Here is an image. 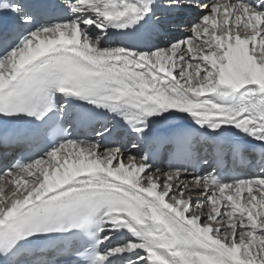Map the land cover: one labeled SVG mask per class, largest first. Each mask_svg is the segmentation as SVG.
<instances>
[{"label":"snow or ice","instance_id":"obj_1","mask_svg":"<svg viewBox=\"0 0 264 264\" xmlns=\"http://www.w3.org/2000/svg\"><path fill=\"white\" fill-rule=\"evenodd\" d=\"M185 7L201 14L173 39ZM4 16L0 264H264V159L247 178L228 164L264 148V0H0ZM171 119L193 127L150 138Z\"/></svg>","mask_w":264,"mask_h":264},{"label":"bare ground","instance_id":"obj_2","mask_svg":"<svg viewBox=\"0 0 264 264\" xmlns=\"http://www.w3.org/2000/svg\"><path fill=\"white\" fill-rule=\"evenodd\" d=\"M176 14H179V13H176ZM176 14H175V15H176ZM199 15H200V14H199ZM193 18H195V16H194ZM192 20H193V19H192ZM192 20H191V19H187V22H185V24H183V25L180 24L181 26H180L178 29H176V28H173V29H176V30H185V29H187V28L190 27V25H191V23H192ZM173 36H174V35H173ZM174 37H176V36H174ZM179 38H181V36H180ZM108 45L116 46V45H117V42L108 43L106 46H108ZM181 115H183V114H181ZM179 120H180V119H171V120L163 121V122H160V123L155 124V125L153 126V128H156V127H158V126H162V125H166V124L178 123ZM184 120H186V121H190V120H188V119H184ZM115 142L118 143V144H120L121 146H126L128 149H130V150L132 151L133 154H136L137 150H136V149H131V143L129 142V139H128V140L123 139L122 134L120 135V137H118V138L116 139ZM161 169H163L164 171H167V170H168V169H164V168H161ZM259 173H260V170H258L256 173H251V176H253V175H258ZM188 179H190V177H189ZM202 199H203V198L200 197V198H199L198 200H196L195 202L198 203L199 200H202ZM193 211L196 212L197 214H199V212H200L201 210H200V209H196V208H194ZM203 211H206V209L203 210Z\"/></svg>","mask_w":264,"mask_h":264},{"label":"rangeland","instance_id":"obj_3","mask_svg":"<svg viewBox=\"0 0 264 264\" xmlns=\"http://www.w3.org/2000/svg\"><path fill=\"white\" fill-rule=\"evenodd\" d=\"M199 14H201V13H199ZM199 14L195 15V18L192 20V22L197 19V17L199 16ZM179 31H183V33L181 34V38L178 37L177 39H183L184 37L191 35V33L189 31V28H187L185 30H179ZM172 38L173 39H176V37H174V36H172Z\"/></svg>","mask_w":264,"mask_h":264}]
</instances>
